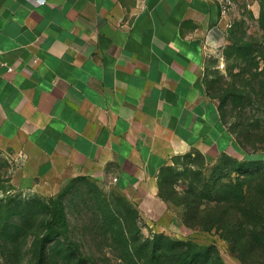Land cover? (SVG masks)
Returning a JSON list of instances; mask_svg holds the SVG:
<instances>
[{"label":"crops","instance_id":"0c3cea01","mask_svg":"<svg viewBox=\"0 0 264 264\" xmlns=\"http://www.w3.org/2000/svg\"><path fill=\"white\" fill-rule=\"evenodd\" d=\"M227 35L212 0H0V146L32 176L107 177L154 230L187 231L159 174L239 152L206 82Z\"/></svg>","mask_w":264,"mask_h":264},{"label":"trees","instance_id":"16d2710c","mask_svg":"<svg viewBox=\"0 0 264 264\" xmlns=\"http://www.w3.org/2000/svg\"><path fill=\"white\" fill-rule=\"evenodd\" d=\"M260 27L262 34L257 37L234 35L226 53L235 52L248 62L239 73L229 68L233 80L227 83L224 98L239 106L264 89V65L258 70L259 61L249 64L256 57L264 61V0ZM247 161L246 169L237 170L235 177L196 182L178 198H173L178 192L173 186L172 194L168 193L171 182L161 176L166 165L159 174V194L169 204L181 206L180 215L188 227L218 234L245 264H264V163L251 169L255 161ZM41 207H34L36 216L41 215L37 224L27 223L25 208L18 210L17 220L5 210L0 219V264H228L214 240L203 243L156 231L144 236L139 208L125 197L93 202L94 209L80 221L83 237L73 231L61 199ZM29 245L31 254L26 257Z\"/></svg>","mask_w":264,"mask_h":264},{"label":"rangeland","instance_id":"374dc122","mask_svg":"<svg viewBox=\"0 0 264 264\" xmlns=\"http://www.w3.org/2000/svg\"><path fill=\"white\" fill-rule=\"evenodd\" d=\"M260 14L261 0L233 1L226 16L227 23H229L227 43L220 53L225 61V66L217 67V57L212 61L206 73L207 90L217 101L223 120L235 135L239 152L236 155H222L216 160L207 159L200 151L173 156L161 174L171 182L168 193L172 194V186L177 189L178 192L173 195V198L182 196V192L196 182H213L223 175H225L224 180L235 177L237 170L246 169L247 160L255 161L254 165H250L251 169L257 167L255 165L264 163V89L263 92H258L259 96L254 97L244 106H239L228 98H224L227 83L233 80L229 68L234 73H239L248 63L238 57L235 52L226 55L232 44L231 39L233 40L234 35L245 38L244 33L255 37L262 34ZM255 61L257 64L259 61L258 70H260L264 65L263 59L256 57L249 64H254ZM253 70L255 71L256 68ZM10 149L0 146V219L5 217V210H10V214L14 216L13 219L17 220L19 218L18 210L25 208L28 213L27 223L37 224L39 220L36 219L41 215L36 216L34 207L42 209L41 206L45 203L61 199L65 204L73 231L78 237H81V218L87 216L94 209L90 207L93 202L100 200L115 202L125 197L107 177L89 175L48 179L29 175L25 171L22 159ZM245 149L254 152L248 154ZM170 204L176 212L181 213V206L175 203ZM174 228L172 233H165L177 238L181 236L184 239L193 238L203 243L214 240L225 262L245 264L231 252L228 241L218 234L197 231L190 227L187 231L181 227L175 226ZM154 231L163 232L154 230L144 221L143 235L148 236ZM1 238L0 231V256L3 252ZM30 247L29 245L28 250L25 248V251L27 250L26 257L31 254Z\"/></svg>","mask_w":264,"mask_h":264},{"label":"built area","instance_id":"2783aa9c","mask_svg":"<svg viewBox=\"0 0 264 264\" xmlns=\"http://www.w3.org/2000/svg\"><path fill=\"white\" fill-rule=\"evenodd\" d=\"M40 3H44L45 0H38ZM214 2H216L217 4H219L220 8H221V12H222V15L224 17L227 16V11L228 9L231 7L232 3L234 0H212ZM228 26H229V23H227ZM1 50H0V55H1ZM0 65H5V63L3 61H1V58H0ZM225 66V61L223 59H221L218 63V67L219 68H223ZM8 69L9 70H12V67L11 66H8Z\"/></svg>","mask_w":264,"mask_h":264}]
</instances>
